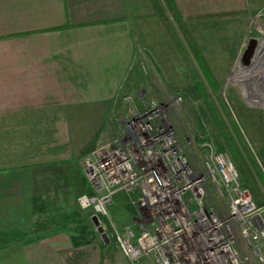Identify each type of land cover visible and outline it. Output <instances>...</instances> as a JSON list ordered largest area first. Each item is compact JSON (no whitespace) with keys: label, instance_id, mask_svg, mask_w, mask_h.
Segmentation results:
<instances>
[{"label":"crops","instance_id":"1","mask_svg":"<svg viewBox=\"0 0 264 264\" xmlns=\"http://www.w3.org/2000/svg\"><path fill=\"white\" fill-rule=\"evenodd\" d=\"M166 31L149 0H0V264H134L76 235L82 159L118 91L159 81Z\"/></svg>","mask_w":264,"mask_h":264},{"label":"built area","instance_id":"2","mask_svg":"<svg viewBox=\"0 0 264 264\" xmlns=\"http://www.w3.org/2000/svg\"><path fill=\"white\" fill-rule=\"evenodd\" d=\"M134 100L124 97L128 113L121 140L100 145L84 158L91 194L79 198L80 208L99 217L134 264L142 258L155 264H245L237 239L264 264L262 209L240 184L230 156L207 152L205 175L181 149L169 118L182 98L162 102L141 95ZM207 176L229 200L227 217L203 205ZM119 193L138 195L134 223L123 228L109 216Z\"/></svg>","mask_w":264,"mask_h":264},{"label":"rangeland","instance_id":"3","mask_svg":"<svg viewBox=\"0 0 264 264\" xmlns=\"http://www.w3.org/2000/svg\"><path fill=\"white\" fill-rule=\"evenodd\" d=\"M230 1L232 4L228 0H177L176 2L181 16L188 20L192 19L189 21L191 22L190 30L200 45L216 82L222 88V95L238 122L240 136L230 128L220 108L218 109L226 130L241 155L242 162L235 163L240 174V184L249 191L256 205L262 209L261 215L264 220V186L254 169L255 161L264 174V52L260 57L261 48L264 47V0ZM172 24L175 28L173 22ZM167 32L168 30L165 34V59L160 67L161 69L163 67L164 74L159 69V81L154 85L151 82L144 86L126 85L123 94L122 90L118 91L116 111L109 117L96 119L100 123V144L119 141L125 133L124 122L128 106L122 100L123 95L129 94L126 96L137 100V94L144 91L143 94L141 93L143 97H154L162 102H169L179 97L182 98L181 105L171 110L169 118L176 128L181 149L190 161L207 175V168L204 165L206 153L227 152L207 115L198 85H196L197 79L206 85L212 96L214 94L188 51L183 37L178 35L179 45H176ZM252 40L257 42V49L253 50L246 64L244 55ZM149 51L150 59H152L155 54L151 49ZM206 188L207 195L204 197L203 205L212 208L220 216L227 217L229 200L219 194L212 177L207 176ZM137 201V194L119 193L114 197V202L109 207V216L115 226L123 228L133 225L137 216ZM81 210L84 221L83 226L76 230V235H83L85 241L102 239L92 222V210ZM104 225H106L105 222ZM110 240L116 244L113 239L110 238ZM261 244L260 250L264 256V239ZM237 246L245 264H262L252 256L248 248L243 247L241 239H237ZM107 248L101 254H122L114 244ZM135 264H155V262L142 258L141 262Z\"/></svg>","mask_w":264,"mask_h":264},{"label":"trees","instance_id":"4","mask_svg":"<svg viewBox=\"0 0 264 264\" xmlns=\"http://www.w3.org/2000/svg\"><path fill=\"white\" fill-rule=\"evenodd\" d=\"M149 2L154 10L155 15L158 16V18H160V20L163 22L170 37L173 39L176 45H179L177 43L178 35L183 37L188 51L193 56L196 64L202 71L204 78L210 87V90L214 94V96H212L206 85L201 83L200 79H197L196 85H198L200 97L206 108L207 115L218 134L221 144L225 148L227 154L231 157L232 161L234 160L233 163L240 164L242 159L239 149L233 139L229 136L218 109L220 108L224 118L229 123L230 128L238 136L241 135V130L238 122L232 114L229 104L222 95V88L220 84L216 82V79L209 68L207 59L194 34L190 30L189 25L191 22L189 21H192V19L188 20L181 16L176 0H162V2L161 0H149ZM198 19L203 20L202 18ZM172 22L174 23L175 28L173 27ZM250 156L254 160L252 154H250ZM254 169L264 186V174L255 161Z\"/></svg>","mask_w":264,"mask_h":264},{"label":"water","instance_id":"5","mask_svg":"<svg viewBox=\"0 0 264 264\" xmlns=\"http://www.w3.org/2000/svg\"><path fill=\"white\" fill-rule=\"evenodd\" d=\"M256 46H257V42L255 40L250 41L249 48L244 55V61L246 64H248L249 58L252 56V52L256 48ZM91 219H92V222L95 228L97 229L98 234L103 239L104 243L110 244L111 243L110 237L108 233L106 232V230L104 229V227L101 225L99 217L94 215Z\"/></svg>","mask_w":264,"mask_h":264},{"label":"bare ground","instance_id":"6","mask_svg":"<svg viewBox=\"0 0 264 264\" xmlns=\"http://www.w3.org/2000/svg\"><path fill=\"white\" fill-rule=\"evenodd\" d=\"M261 53H260V57L261 56H263L262 54H263V52H264V47L263 48H261V51H260ZM258 54V53H257Z\"/></svg>","mask_w":264,"mask_h":264}]
</instances>
